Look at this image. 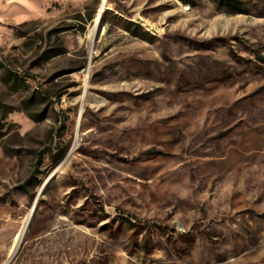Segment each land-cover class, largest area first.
Instances as JSON below:
<instances>
[{
	"label": "rangeland",
	"instance_id": "1",
	"mask_svg": "<svg viewBox=\"0 0 264 264\" xmlns=\"http://www.w3.org/2000/svg\"><path fill=\"white\" fill-rule=\"evenodd\" d=\"M106 6L0 0V264H264V0Z\"/></svg>",
	"mask_w": 264,
	"mask_h": 264
},
{
	"label": "bare ground",
	"instance_id": "2",
	"mask_svg": "<svg viewBox=\"0 0 264 264\" xmlns=\"http://www.w3.org/2000/svg\"><path fill=\"white\" fill-rule=\"evenodd\" d=\"M99 1L101 2V9H100V12H99V18H100V16L102 15V12L104 10V7L106 6L107 0H99ZM99 18L96 20V26L94 27V30H92L93 31L91 33L92 37L95 35V33L97 31V25L99 23ZM33 209H34V207L31 209L30 214H29L28 218L25 221L23 229L21 230V232L15 238L14 244H13V246L11 248V251H10L11 257H14L13 255L16 254L17 250L20 248V246H21V244L23 242L26 229H27V227H28V225L30 223V220H31ZM8 263H9V261L7 263H5V264H8Z\"/></svg>",
	"mask_w": 264,
	"mask_h": 264
}]
</instances>
